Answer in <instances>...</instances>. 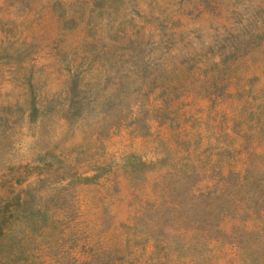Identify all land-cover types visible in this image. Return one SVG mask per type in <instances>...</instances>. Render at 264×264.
Wrapping results in <instances>:
<instances>
[{
	"label": "rangeland",
	"instance_id": "obj_1",
	"mask_svg": "<svg viewBox=\"0 0 264 264\" xmlns=\"http://www.w3.org/2000/svg\"><path fill=\"white\" fill-rule=\"evenodd\" d=\"M0 264H264V0H0Z\"/></svg>",
	"mask_w": 264,
	"mask_h": 264
},
{
	"label": "trees",
	"instance_id": "obj_2",
	"mask_svg": "<svg viewBox=\"0 0 264 264\" xmlns=\"http://www.w3.org/2000/svg\"><path fill=\"white\" fill-rule=\"evenodd\" d=\"M3 216H0V238L4 235L7 227L9 226L10 222H11V218L10 217H6L4 215H7L10 212H2Z\"/></svg>",
	"mask_w": 264,
	"mask_h": 264
}]
</instances>
